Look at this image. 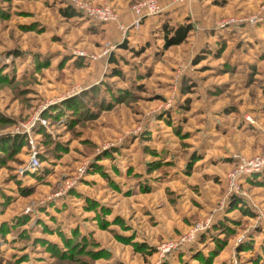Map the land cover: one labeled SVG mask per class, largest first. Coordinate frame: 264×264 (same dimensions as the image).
I'll return each instance as SVG.
<instances>
[{"label":"rangeland","instance_id":"1","mask_svg":"<svg viewBox=\"0 0 264 264\" xmlns=\"http://www.w3.org/2000/svg\"><path fill=\"white\" fill-rule=\"evenodd\" d=\"M102 2L126 34L70 0H0V264H264V177L228 186L264 151V0H159L194 25L167 49L134 0Z\"/></svg>","mask_w":264,"mask_h":264},{"label":"built area","instance_id":"2","mask_svg":"<svg viewBox=\"0 0 264 264\" xmlns=\"http://www.w3.org/2000/svg\"><path fill=\"white\" fill-rule=\"evenodd\" d=\"M79 8H81L87 15L95 18L98 21L103 22H113L116 23L117 27L124 33L129 29V26L125 25L119 18L117 11L108 3L102 2L99 5H94L82 0H72ZM189 0H173L176 2H188ZM132 10L137 14L138 18L134 21V25L138 26L140 19L144 16L158 14L163 11V6L158 0H142L135 3L132 6ZM29 167L31 170H36L39 167L38 157L36 156V151L34 150L30 157ZM264 169V152L255 154L251 157L241 158V162L229 174L228 186L231 192H238L239 190V178L241 175L250 174L254 172H259ZM210 225V220L196 222L192 228L186 232L179 239H170L164 241L159 247L160 256H164L171 250L185 245L188 241H192L196 238L200 231L207 228ZM235 264H242L240 262Z\"/></svg>","mask_w":264,"mask_h":264},{"label":"trees","instance_id":"3","mask_svg":"<svg viewBox=\"0 0 264 264\" xmlns=\"http://www.w3.org/2000/svg\"><path fill=\"white\" fill-rule=\"evenodd\" d=\"M140 1H142V0H134V3H138ZM92 2L94 5H99L102 3V0H95V1L93 0ZM185 3L186 2H183L182 4H185ZM174 9L175 8L168 9L166 11L163 10L162 12H159L158 14H155L154 16H152V18L146 19V17H148V16H144L143 18H141L140 23H139V27H140L144 23H147V22L154 20L152 22H155L156 28H158V31H156L155 34H161V33L163 34L164 48L165 49H167L170 46L182 44L183 42H185L187 40V38H189V36L192 34V32L194 30V25L191 22L187 21V23H178V22L173 23L174 19L171 16L176 13ZM77 10L81 13H85L82 9L78 8L74 2H72L70 0V5H68L66 8H63L62 12L66 16H74L77 14V12H78ZM91 18L95 20V18H93V17H91ZM99 22L104 23V24L106 23L103 21H99ZM134 30H135V27L133 26L129 32L131 33ZM130 36H131L130 34L127 35L124 42L121 43L120 48L128 49L129 42L127 40L130 38ZM131 49H133V47H131ZM110 58H111L110 62H112V63L118 62V59L116 58V56L114 54ZM113 70L115 73L120 72L117 65H115V67H113ZM65 104L68 107H74L75 106V103L71 99L66 100ZM19 140H20V138L15 139V138L10 137V138H8V140H3V143L8 144L9 142H12L11 146H12V148H14V146L19 143ZM262 152H264V151H262ZM191 168H194V167L192 164L189 163V170ZM257 177H259V178H257ZM262 177H264V169L262 171H259V172L245 174L240 178V181L242 182V181H246V180H248V181L251 180V181L257 182ZM23 193L29 194V191H23ZM233 199H236L235 201H237L238 197L236 195H233L231 197V200H233ZM235 206H237V205L235 204ZM213 226L215 227V230H224L225 228L229 227L228 221H226L225 217H217L213 221ZM208 234L209 233H205V234L203 233V235L196 236V239L194 242H197V243L203 242L205 239H207ZM141 246L143 249L150 251L147 244H143ZM244 248H245V244H243L241 247H239V251L244 250ZM175 251L180 253V252H182V248L180 247V248H176V249L171 250L169 252L168 256H170V255L172 256ZM177 257H178V255H177ZM171 258H176V257H171ZM197 258L199 259V261L201 263L203 262L202 260L205 259L202 257V253H200Z\"/></svg>","mask_w":264,"mask_h":264}]
</instances>
